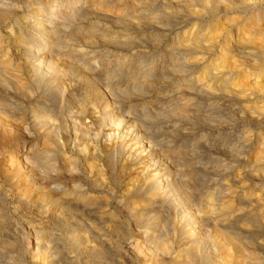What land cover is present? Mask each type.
I'll return each mask as SVG.
<instances>
[{
  "label": "clouds",
  "instance_id": "clouds-1",
  "mask_svg": "<svg viewBox=\"0 0 264 264\" xmlns=\"http://www.w3.org/2000/svg\"><path fill=\"white\" fill-rule=\"evenodd\" d=\"M0 264H264V0H0Z\"/></svg>",
  "mask_w": 264,
  "mask_h": 264
},
{
  "label": "bare ground",
  "instance_id": "bare-ground-1",
  "mask_svg": "<svg viewBox=\"0 0 264 264\" xmlns=\"http://www.w3.org/2000/svg\"><path fill=\"white\" fill-rule=\"evenodd\" d=\"M130 254L132 255V256H135L136 258V260L139 262V261H142V259H143V257H140V256H137V254L135 253V252H131L130 251Z\"/></svg>",
  "mask_w": 264,
  "mask_h": 264
},
{
  "label": "rangeland",
  "instance_id": "rangeland-1",
  "mask_svg": "<svg viewBox=\"0 0 264 264\" xmlns=\"http://www.w3.org/2000/svg\"><path fill=\"white\" fill-rule=\"evenodd\" d=\"M133 258L135 259L136 257H135V256H133Z\"/></svg>",
  "mask_w": 264,
  "mask_h": 264
}]
</instances>
